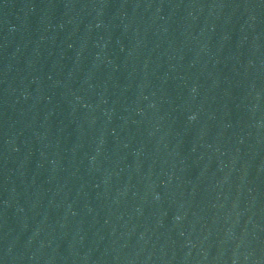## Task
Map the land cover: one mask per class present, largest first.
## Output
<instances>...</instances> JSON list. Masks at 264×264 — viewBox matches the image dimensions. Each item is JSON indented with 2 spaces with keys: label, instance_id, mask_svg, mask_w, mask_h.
Listing matches in <instances>:
<instances>
[{
  "label": "water",
  "instance_id": "95a60500",
  "mask_svg": "<svg viewBox=\"0 0 264 264\" xmlns=\"http://www.w3.org/2000/svg\"><path fill=\"white\" fill-rule=\"evenodd\" d=\"M0 264H264V0H0Z\"/></svg>",
  "mask_w": 264,
  "mask_h": 264
}]
</instances>
